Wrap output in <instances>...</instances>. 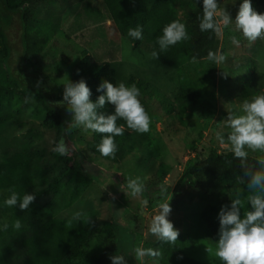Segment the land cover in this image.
<instances>
[{
    "label": "trees",
    "instance_id": "1",
    "mask_svg": "<svg viewBox=\"0 0 264 264\" xmlns=\"http://www.w3.org/2000/svg\"><path fill=\"white\" fill-rule=\"evenodd\" d=\"M55 1L57 0H0L1 8L12 14H19L22 44V52L16 59L18 68L13 69L11 48L0 19V211L13 227L6 230V233H0V246L7 264H111L109 257L112 255H123L127 264H140L135 257L134 249L139 246L142 238L135 226L128 229L126 225L116 221L102 222L94 209H87L82 213L90 218V222L86 223L82 215L72 224H69V220L73 216L45 212L46 208H63L75 203L83 188L92 180L91 174L87 171L86 159L73 143L71 128L65 132L66 121L70 118L56 103L62 100L59 83L53 81L56 77L51 79L42 74L45 71L42 59L61 22L58 12L43 9L53 6ZM99 1L107 20L111 21V25H114L117 32L126 39L132 50L148 54L154 62L176 72L178 90L175 100L186 109V112L168 117L173 120L178 118L181 125L187 126L185 120L191 118L190 111L199 105L209 104L215 88L217 64L209 62L206 57L209 50L217 53L220 32L200 31L202 0ZM251 4L257 13L264 9V0H251ZM219 12L221 16L222 11ZM174 20L185 24L189 38L159 52L157 38L162 35L163 28ZM136 26L143 29L142 38L139 40L128 36V30ZM227 35L230 40L228 44H231L230 37L236 35L240 43H243L242 49L245 48V41L243 42L236 32ZM254 44L252 50L249 49L250 54L242 57L245 70L249 67L253 72L257 70V60L264 59L263 41L256 40ZM225 49L227 48L220 52L226 54ZM231 49L234 52L236 47L232 46ZM153 51L159 52L158 59L152 57ZM78 53L80 62L74 66L68 79L84 78L92 91L90 100L95 101L100 94L96 92V88L102 80L118 84L115 66L110 62L95 61L85 49ZM28 74L32 77L30 78ZM243 78L238 100L242 102L246 99L251 100L255 90L264 94L258 88H254L253 73H245ZM32 81L36 82L35 86L32 85ZM43 81L51 86L45 87ZM124 83L135 84L141 91L140 97L155 89L150 82L133 75ZM48 91L54 92L57 99L53 104L46 98L45 93ZM162 96L163 112L165 114L173 112V103L168 97ZM102 111L111 112L112 106L106 103ZM28 112L32 117L40 119L45 129L55 131L56 142L63 137L69 147V155L61 156L54 150L45 152L36 146V134L32 127L25 133H19L20 130L17 129L18 132L9 138L8 132L12 124ZM117 123L124 122L118 120ZM131 132L132 130L125 125L123 134L114 137L117 151L112 156H102L97 151L101 136L106 134L92 132L91 154L111 163H120L128 159L135 150L134 136ZM148 149L153 151V144L149 143ZM245 150L248 153L245 163L253 170L264 171V165L258 163V153L251 154L249 150ZM150 162L155 163V172L145 174L147 177L143 185L150 187L163 184L164 174L157 173L158 168L163 167L165 173L170 167L156 161L155 157L150 159ZM63 169L65 179L58 175L59 170L64 172ZM182 175L194 179V190L183 191L178 187V181L170 195L174 209H180L183 197L191 200L196 192L210 196L213 193V185L218 188L217 194L221 199L207 203L196 212H189V215L184 217L189 219L188 223L181 217L174 219V222L170 220L175 229L180 228L176 241L165 242L150 237L151 240H144L142 248H152L159 252L157 257L146 256V263L222 264L218 258L210 261L193 258V248L199 239L215 244L219 230L218 212L222 206L231 205V202L222 199L228 192L243 193L239 198L241 216L250 210L248 201L254 190L247 187V178L244 177L241 161L234 157L231 150L217 153L215 149L210 148L207 154L197 153L188 159ZM9 190H14L21 196L24 192L33 193L36 197L27 209L9 208L2 204L10 195ZM48 196L52 199L41 202ZM165 196L166 194L162 197L158 195L159 200L156 198V201L162 200ZM17 219L21 224L19 229L14 227Z\"/></svg>",
    "mask_w": 264,
    "mask_h": 264
},
{
    "label": "rangeland",
    "instance_id": "2",
    "mask_svg": "<svg viewBox=\"0 0 264 264\" xmlns=\"http://www.w3.org/2000/svg\"><path fill=\"white\" fill-rule=\"evenodd\" d=\"M240 2L241 0H217L218 9L215 18L220 29L217 53H220L223 48H227L225 49L227 51L225 54L226 61L216 66L215 88L210 103L199 105L190 111L191 118L185 120L187 126L181 125L178 118L173 120L168 117L172 114L186 112V109H183V106L177 104L175 100L178 90L176 72L154 62L148 54H141L132 50L126 39L117 32L114 25H111V21L107 20L99 0L81 2L57 0L53 6L43 9V11L55 10L61 17L60 27L50 40L46 55L42 59L45 68L42 74L51 79L56 77L53 78V81L59 83L62 92L63 83L66 80L65 75L69 77L74 66L80 62L78 52L83 49L87 50L97 62L114 64L118 83L125 82L130 75H133L140 80L150 82L155 87V89H151L140 97V101L150 117L149 130L144 133L132 130L135 150L128 159L120 163H111L91 154L93 146L91 130L71 128L70 135L73 143L86 159L87 171L91 174L92 180L88 186L83 188L75 203L63 208H46V213L72 217L77 212L83 213L87 209H94L97 211L98 219L102 222L116 221L126 225L125 227H128V229L135 226L136 231L142 238L139 247H143L144 240L158 238L149 231L152 217L158 214V204L168 202L178 181V187L182 188L183 191L194 190V179L191 176L182 175L186 161L196 156L197 153L207 154L210 148L215 149L217 153L231 150V146L226 140L221 143L217 139L216 133L219 132L227 136L230 131L225 124V119L229 112L239 110L242 104L238 97L245 73H253L254 88H258L259 91L264 93V59L259 58L257 60V70L255 72L249 67L245 70L244 60H242L243 56L250 54L249 49L252 50L256 40L263 41L264 50V38L249 41L235 31L234 24L224 26L222 23L224 12L231 19L235 18ZM219 11H222L221 16ZM258 13H264V9H261ZM0 19L12 52L11 66L16 69L18 68L16 59L18 54L22 52L19 14H12L0 7ZM233 31L238 34L243 42L245 41L246 46L244 49H242L243 43L236 46L232 42L228 44L230 40L227 38V34L231 33L233 35ZM232 46L236 47L234 52L231 49ZM263 50L262 52H264ZM231 51L233 54L230 53ZM231 61L234 62L233 65L230 63ZM28 76L30 75L28 74ZM80 79L71 81L77 82ZM35 84L36 82L32 81V85L35 86ZM44 84L46 83L44 82ZM49 86L51 85L48 83L45 85L47 88ZM37 88L40 89V87ZM254 93V96L262 95L256 90ZM45 95L52 104L57 100L54 92L48 91ZM162 95L168 97L173 103V112L167 114L163 112ZM31 102L29 103L30 107L32 106ZM63 107L58 105V108L63 110L71 119ZM29 113L16 119L8 132L9 138H12L13 134L18 132L17 129L20 130L19 133H25L28 128L32 127L33 132L36 134L35 145L45 152L53 150L57 143L55 131L45 129L41 125L40 119L32 117ZM149 143L153 144V151L148 149ZM191 147H194V149ZM245 149L249 150L251 154L257 152L259 158L264 157V153L260 151H252L247 146ZM153 157L156 158V161L163 162L170 167V170L165 173L163 167L158 168L157 173L164 174L163 184L150 187L144 186L145 191L142 197H132L125 189L121 188V184H126L129 178H138L144 184L147 177L145 174L155 172L156 165L154 162H150ZM63 171L59 170L58 173L61 179L66 177L63 175L65 170L63 169ZM162 186L165 189L163 193L161 192ZM212 188L213 193L210 196L196 192L191 200L183 197L178 210L174 209L172 201L169 200L171 212L168 219L174 222V219L181 217L182 220H186L188 223L189 219L184 217L189 215V212H196L207 203L221 199L217 194L218 188L214 185ZM163 194H166V196L162 200L156 201L158 195L162 197ZM242 194V192L236 194L228 192L222 199L231 202L234 199H239ZM49 199L52 198L48 196L47 199L41 202H46ZM141 199H147L148 204L146 206L142 205ZM3 224L8 225L6 230L13 228L7 217L0 211V226ZM6 230H0V233H6ZM177 230L180 232V228ZM194 244L193 258L201 261H210L217 258L214 251H207L209 248L214 250L215 244H211L207 240L205 242L203 239L197 240ZM139 263L141 264V261ZM0 264H7L1 246ZM143 264H147L145 257L143 258Z\"/></svg>",
    "mask_w": 264,
    "mask_h": 264
},
{
    "label": "clouds",
    "instance_id": "3",
    "mask_svg": "<svg viewBox=\"0 0 264 264\" xmlns=\"http://www.w3.org/2000/svg\"><path fill=\"white\" fill-rule=\"evenodd\" d=\"M217 9V0H202V16L199 23L201 32L220 31L215 18ZM222 23L224 26L234 24L235 31L249 41L264 38V13H257L252 7L251 0H241L234 19L224 12ZM142 33L141 26L128 30V36L136 40L142 38ZM188 38L185 24L174 20L163 28L162 35L157 38L159 52ZM230 39L232 44L239 45L240 40L236 35L231 36ZM159 52L153 51L152 57L158 59ZM206 59L213 64H223L226 56L222 52L209 50ZM65 77L62 100L56 102L57 105L64 106L71 117L66 121L65 132L68 128H82L106 134L101 136V141L97 145V151L102 156H112L116 153L117 145L114 137L123 134L125 125L138 133L149 130L150 117L140 101L141 91L135 84L127 85L124 82L113 84L109 80H102L96 88V92L100 94L95 101H92L90 100L92 91L84 79L72 82L67 75ZM106 103L112 106L111 112L102 111ZM118 120L124 123L118 124ZM225 124L230 131L227 136L216 133L217 139L221 143L225 140L229 143L234 157L241 161L248 189L254 191L248 201L251 208L243 216L239 207L241 201L238 198L232 200L230 206L221 207L218 212L219 230L218 238L214 242L215 249L209 248L207 251H214L222 264H264V171L253 170L245 163L248 155L246 146L253 151L259 150L264 153V95H256L251 100H244L239 110L228 113ZM53 150L61 156L70 154L63 137L55 144ZM258 163L264 165V157L258 158ZM121 188L132 197H142L145 191L143 183L138 178H129L126 184H121ZM9 191L10 195L2 202L3 206L9 208L27 209L36 197L33 193L24 192L21 196L14 190ZM164 191L162 186L161 192ZM169 200L167 203L158 204V214L152 217L149 231L161 241L174 242L178 230L168 219L171 212ZM141 204L146 206L148 200L141 199ZM82 215L86 223L90 222L87 215L77 212L69 220V224L79 220ZM14 227L16 229L21 227L19 219L16 220ZM7 228V224L0 226V230ZM134 252L141 264L144 257L159 255L155 249L139 246ZM109 259L111 264H127L123 255H112Z\"/></svg>",
    "mask_w": 264,
    "mask_h": 264
}]
</instances>
